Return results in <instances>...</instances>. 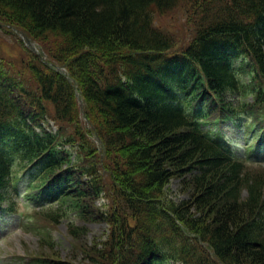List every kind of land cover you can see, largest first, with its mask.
Here are the masks:
<instances>
[{
    "label": "trees",
    "instance_id": "trees-1",
    "mask_svg": "<svg viewBox=\"0 0 264 264\" xmlns=\"http://www.w3.org/2000/svg\"><path fill=\"white\" fill-rule=\"evenodd\" d=\"M179 7L188 42L155 22ZM0 28L50 58L29 51L33 88L0 61V214L26 180L79 264H264V0H0ZM226 122L244 155L211 130ZM91 223L108 239L85 243ZM53 239L28 264H69Z\"/></svg>",
    "mask_w": 264,
    "mask_h": 264
},
{
    "label": "rangeland",
    "instance_id": "rangeland-1",
    "mask_svg": "<svg viewBox=\"0 0 264 264\" xmlns=\"http://www.w3.org/2000/svg\"><path fill=\"white\" fill-rule=\"evenodd\" d=\"M156 25L165 33L175 37L178 42H188L194 33V26L189 19L187 8L179 7L173 12L157 15ZM32 47H27L22 36L16 30L7 32L0 28V61L2 65L8 66L12 72L24 73L26 79L24 84L30 85L31 81L28 71L25 67L29 58V51L36 52L40 55L42 63H48L50 58L46 51L37 42H32ZM31 82V83H30ZM236 103L237 96L232 97ZM52 128H55V122L50 119ZM209 129V128H205ZM215 132L223 133L224 137L231 140V147L238 155L245 154V130L232 122L223 123L214 129ZM264 157V154L260 155ZM250 176L257 174L264 175V166H249ZM184 177H177L169 185L168 196L174 199H187L189 196L184 191ZM26 180L19 183L17 190H13L14 201L16 203L15 213L0 215V264H28L34 261L30 256L46 258L54 256L53 251L48 247H43L40 242L41 235L51 234L55 239V248L59 252V258L67 261L69 264H79L72 246V238L69 235L68 220L65 219L59 224L51 223L45 219H40L39 211H46L49 205L43 207L31 204L22 197V192L26 186ZM79 226L86 225L82 222L77 223ZM87 236L83 241L89 246L103 243L108 239L106 232L108 227L101 223H91L87 225ZM53 239V240H54ZM57 243V244H56ZM45 246V245H44ZM77 258V260H76Z\"/></svg>",
    "mask_w": 264,
    "mask_h": 264
},
{
    "label": "water",
    "instance_id": "water-1",
    "mask_svg": "<svg viewBox=\"0 0 264 264\" xmlns=\"http://www.w3.org/2000/svg\"><path fill=\"white\" fill-rule=\"evenodd\" d=\"M25 39H26V41H27V44H28V45H31L30 40H29L28 38H25Z\"/></svg>",
    "mask_w": 264,
    "mask_h": 264
}]
</instances>
